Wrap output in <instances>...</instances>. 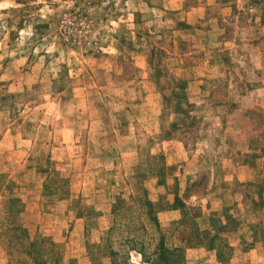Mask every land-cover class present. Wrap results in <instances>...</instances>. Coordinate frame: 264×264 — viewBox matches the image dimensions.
Instances as JSON below:
<instances>
[{
	"label": "rangeland",
	"instance_id": "rangeland-1",
	"mask_svg": "<svg viewBox=\"0 0 264 264\" xmlns=\"http://www.w3.org/2000/svg\"><path fill=\"white\" fill-rule=\"evenodd\" d=\"M161 239L264 264V0H0V264Z\"/></svg>",
	"mask_w": 264,
	"mask_h": 264
},
{
	"label": "trees",
	"instance_id": "trees-1",
	"mask_svg": "<svg viewBox=\"0 0 264 264\" xmlns=\"http://www.w3.org/2000/svg\"><path fill=\"white\" fill-rule=\"evenodd\" d=\"M175 200L178 201V198ZM149 205L152 204L149 203ZM122 207L123 206H120L119 210H121ZM154 252L153 258L148 260L151 264H178V260L183 261L184 259V250L182 248H167L162 239L160 240L159 247L155 249ZM117 255H119V253L114 251L107 255V257L111 260V264H121L116 258Z\"/></svg>",
	"mask_w": 264,
	"mask_h": 264
}]
</instances>
